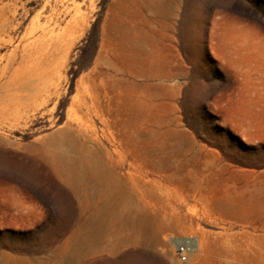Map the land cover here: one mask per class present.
<instances>
[{"label": "rangeland", "instance_id": "obj_1", "mask_svg": "<svg viewBox=\"0 0 264 264\" xmlns=\"http://www.w3.org/2000/svg\"><path fill=\"white\" fill-rule=\"evenodd\" d=\"M0 264H264V0H0Z\"/></svg>", "mask_w": 264, "mask_h": 264}, {"label": "bare ground", "instance_id": "obj_2", "mask_svg": "<svg viewBox=\"0 0 264 264\" xmlns=\"http://www.w3.org/2000/svg\"><path fill=\"white\" fill-rule=\"evenodd\" d=\"M63 160V158L61 159ZM65 161V160H64ZM63 161V162H64ZM65 165V164H64ZM67 169L69 170V172L71 173V176L73 179L80 181L81 179L79 178L80 175L78 174L79 172L77 171V169H75V166L68 162L66 164ZM78 172V173H77ZM91 175L95 176L98 178V172L97 169H92L90 171H88ZM179 242H187V244L189 245V252L192 253L193 251H199L200 250V239L197 237H191V238H184V239H178ZM175 242V241H174Z\"/></svg>", "mask_w": 264, "mask_h": 264}, {"label": "built area", "instance_id": "obj_3", "mask_svg": "<svg viewBox=\"0 0 264 264\" xmlns=\"http://www.w3.org/2000/svg\"><path fill=\"white\" fill-rule=\"evenodd\" d=\"M184 239L186 237H174V249L177 256V259L180 262H187L189 260L190 252L189 245L187 242H179L178 239Z\"/></svg>", "mask_w": 264, "mask_h": 264}]
</instances>
